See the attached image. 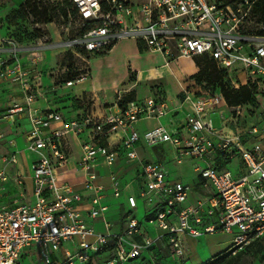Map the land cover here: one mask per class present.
I'll list each match as a JSON object with an SVG mask.
<instances>
[{
    "label": "built area",
    "instance_id": "2783aa9c",
    "mask_svg": "<svg viewBox=\"0 0 264 264\" xmlns=\"http://www.w3.org/2000/svg\"><path fill=\"white\" fill-rule=\"evenodd\" d=\"M69 2L77 12V35L46 48L81 50L75 54L89 63L130 39L161 54L167 66L208 56L220 70L243 73L247 86L259 79L258 86L264 90V35L244 31L252 7L249 0ZM69 17L73 19L70 13ZM42 48L0 40V79L20 90L3 118L15 123L16 116H26L31 127L27 150L40 156L31 166L35 200L28 203L24 175L17 172L11 177L8 171L18 163L20 153L0 155V190L11 183L19 189L11 205L0 203V264H24L27 257H38L39 264H90L108 248L112 251L107 264H126L145 252L155 254L157 260L156 250L162 248L184 261L185 235L224 232L233 237L229 251L234 254L264 238V127L230 130L223 122L221 129H215L210 114L219 106L228 108L223 93L200 96L182 82V105L191 108L185 136L162 123L171 111L163 97L155 95L121 107V91L107 114L90 113L68 121L61 111L37 106L45 93L44 78L49 77L34 58ZM78 73L64 87L91 77L89 66ZM233 87L238 89L240 84ZM260 107L264 111V103ZM147 120L157 125L142 133L139 124ZM259 134L260 138L251 140ZM165 143L176 147L179 163L192 156L206 164L196 168L204 195L195 203H189L193 187L172 179L160 163L145 160L139 153L140 147L146 150ZM237 158L241 166L232 173L226 166ZM121 159L135 170L131 184L123 183ZM107 179L109 185L102 183ZM129 186L153 207L146 218L161 231L157 238H151L131 215L138 209L132 193H127L124 225L114 230L109 217L113 207L107 198H120ZM96 223L105 230H97Z\"/></svg>",
    "mask_w": 264,
    "mask_h": 264
},
{
    "label": "rangeland",
    "instance_id": "374dc122",
    "mask_svg": "<svg viewBox=\"0 0 264 264\" xmlns=\"http://www.w3.org/2000/svg\"><path fill=\"white\" fill-rule=\"evenodd\" d=\"M18 1L19 0H9L8 3H4L3 7H6L9 11L7 13L8 15L2 19L3 25L1 29L3 31L4 39L14 38L13 40L23 47H43L41 50H39L41 51V54L37 53L34 58L39 61L38 68L45 69L47 75H49V77L54 81V88L51 87L49 90H47L50 92L48 96L52 98L51 100H57L58 98L55 96L58 95H60L61 98L69 97L70 95L68 94H73V90L77 86L75 85L74 88L64 87L65 83L68 81L66 79L68 76L67 74H76L79 69L86 68L88 63L84 62L75 54V52L78 53L81 52V50L66 49L62 46L59 48H46V46L53 45L57 42H65L66 40L77 35L76 25L74 23L75 18L73 17V19H70L69 15L66 16L62 11L63 8L66 10V8H70V6L68 4L63 6V0H33L32 4L35 1L38 5L48 8L52 11L51 14L54 17L52 24H37L38 21L34 16L30 17L29 22H21L18 20L9 21V16H11L13 11L18 10L20 6H11V2ZM237 2L239 3L240 1ZM35 30H39L40 32V35H38L40 37L39 39L31 38L33 33H35ZM244 30L260 32L264 30V24L259 23V16L254 15L251 11L246 18ZM175 62H178L175 64V67L183 68L185 70L183 72V76L185 78L182 80V83L190 88L191 91H196L200 96L202 93L206 92L212 95L218 92V73L216 67L207 58L201 57L193 60L180 59ZM65 68H67L68 71H64ZM196 69L197 71H195ZM194 71L195 73L193 75L188 76ZM228 80L232 86H235V83L240 84V87L247 86L245 85L246 76L243 73L235 72V70L228 73ZM166 81L167 83L171 84L173 82L175 83V79L172 76L167 78ZM4 82L5 83L0 82V122L3 121L1 119L3 116L2 114L7 112L10 104H12L8 100L10 98L9 96L14 94V96L18 98L19 96L17 95L20 93L18 85L11 83L8 80H5ZM254 82L255 84L252 83L249 84V86L251 88H254V86L257 87V93L255 94L257 102L259 103L254 106L247 104L240 110H236V107L231 106L229 103H227L228 108L219 106L210 114V120L215 129H221L223 127V122L224 124H228L230 130H235L236 127H239L243 131H246L255 125L261 128L264 127V111L260 107V103H264V90L262 91V88L258 86L259 79H255ZM147 86L149 87V90L153 91L152 93H149V96H144L145 94H148V90L146 87L141 85L139 90L141 91V95H143L142 99L144 97H153L154 88L156 87L159 88L161 92H164V86L162 83L147 84ZM80 87H83V85ZM74 103L77 105L78 102L75 101ZM86 108H90L89 103L87 104ZM237 112H240L238 117ZM163 120L165 122L164 125L168 127V124L166 123V117H163ZM262 134L264 135V132H262ZM262 134H259L256 138L251 140L254 141L258 137L260 138ZM27 140L26 130L6 124H4V126L0 129V153H9L10 150H12V147L16 144L15 147H13V150L14 152L20 153L19 156L23 158L25 167L29 170L32 161L38 160L40 156L27 150ZM146 150V152L141 154V157L150 162L160 163L172 179H181L180 181L191 187H193V180L197 175L195 173V168L206 167V164L202 160L192 156L183 157L181 163H179L178 151L174 145L169 143L160 144L156 147H147ZM240 163L241 160L237 158L231 164L226 166V169L230 170L232 173H236L241 166ZM70 167L72 168L73 165H70ZM103 174L108 175V169H104ZM102 183L109 185L110 182L107 179ZM131 193L137 198L138 201V209L134 210L131 215L135 216L136 219L142 223V229L146 230L151 238H157L161 234V231L156 229L154 225L150 224L146 218V216L151 213L153 207L146 203L144 199L139 197L137 190L133 189ZM128 195L129 194H127V191H125L120 198L112 199L109 204L112 205L113 208L124 204L126 212H128ZM232 238L233 237L231 235H228L224 232L203 234L198 240V242L201 244V254L207 252L206 249H208L209 254H211L210 258L219 253H225L231 247ZM164 251L165 253L168 252L165 249ZM191 251L194 256L190 258V260L185 259L184 261H179L174 258V256H169L167 258L163 257L161 259L155 260L152 256L155 254L151 255L150 253L145 252L141 258L126 264H197V261L195 262V244L191 246ZM263 255L264 239L255 244L253 247L243 251L240 257H237L238 255L230 251L223 257L208 264H261L264 261ZM110 257L111 253L108 251L97 254L95 255L93 262L90 264H107V260ZM23 262L24 264H39L38 257H27ZM76 264L84 263L77 262Z\"/></svg>",
    "mask_w": 264,
    "mask_h": 264
},
{
    "label": "crops",
    "instance_id": "0c3cea01",
    "mask_svg": "<svg viewBox=\"0 0 264 264\" xmlns=\"http://www.w3.org/2000/svg\"><path fill=\"white\" fill-rule=\"evenodd\" d=\"M8 1L9 0H0V40L4 39L3 31L1 29L3 25L2 19H4V17L8 15L7 13L9 12L8 9L3 6L4 3H8ZM24 1L25 0L11 2V6L21 5L22 3H24ZM177 63L173 62L169 66H167L161 54L149 52L143 43L130 39L122 40L118 42L108 54L90 59L88 66L91 77L88 80L75 84L77 87H75V89L73 90V94H68L70 95L69 97L61 98L60 95H58L55 96L56 98H58L57 100H51L52 98L48 96L50 92L47 90H49V88L51 87L54 88V81L49 77H45V93L42 97H39L37 106L42 110L52 109L55 111H61L63 112L65 119L68 121L78 119L90 113H93L97 116L104 115L108 113L106 111L107 108L115 106L119 92L123 91L122 96H125L126 94H129L131 92H135L137 94V100H143L147 97H144L142 99L143 95H141V91L139 90L141 85L146 87L148 90V94H145L144 96H149V93H152V91L149 90L147 84L162 83L164 86L163 100L171 111L167 116H165L166 123L171 129H180L181 134L185 136L186 118L191 113V108L188 105H182L183 96L181 94L179 82H182V80L185 78L183 76V72L185 70L183 68L175 67V64ZM40 69L45 70L43 68ZM195 71H197V69ZM195 71L190 73L188 76L193 75ZM131 74L135 77V82H129ZM171 76L175 79V83H167L166 79ZM4 81L5 80H0V82L5 83ZM82 85L83 87H80ZM74 86L70 88H74ZM19 95L20 93H18L17 96ZM9 97L10 98L8 100L11 103L17 100L14 94L10 95ZM75 101L78 102L77 105L74 103ZM88 103L90 104V108H86ZM113 112H116V109H113ZM5 114L6 112L2 115L4 116ZM3 116L1 118L3 121L0 122V129L4 126V124H6L26 130V136L28 139V134L31 130V127L25 115L16 116L15 123L5 120ZM161 121L163 124H165L163 119H161ZM156 125L157 121L155 120L143 121L139 124V130L143 133L155 127ZM15 145L13 147H15ZM13 147L9 153H0V155H8L14 153ZM146 151L147 150L143 149L142 147L139 148L140 155ZM33 162L34 161H32L31 166ZM119 165L123 183L131 184L135 176L134 168L129 167L128 164H126V161H124L123 159H121ZM31 166L28 170L25 167L23 158L19 156L18 163L15 165H11L8 168L11 177H14L17 172H21L24 175V188L27 192V198L25 202L28 203H33L35 200L33 195V182L31 179ZM128 168L131 169L129 170ZM195 173L197 175L193 180L194 191L191 193L189 198L190 204L195 203L201 198V196L204 195V192L201 189V179L196 172V168ZM126 190L127 193H131L132 187L129 186ZM18 193L19 189L12 183L9 184L6 190H0V203L11 205L14 199L18 197ZM110 193L111 191H109V194ZM112 199V197L107 198L108 201H111ZM125 215L126 208L124 204H121L116 208H112L109 217L113 221L112 223L114 224L115 231H118L123 227V220ZM96 229L101 232L105 230L104 226L101 223H96ZM201 236L193 237L190 235H185L183 237V242L187 254L186 260H190V258L194 256L191 251V246L195 244V262L197 261V264H207L224 252L214 256L212 255L213 257L211 258V254H209L208 249H206L207 252L201 254V244L200 242H198ZM230 248L227 251H229Z\"/></svg>",
    "mask_w": 264,
    "mask_h": 264
},
{
    "label": "trees",
    "instance_id": "16d2710c",
    "mask_svg": "<svg viewBox=\"0 0 264 264\" xmlns=\"http://www.w3.org/2000/svg\"><path fill=\"white\" fill-rule=\"evenodd\" d=\"M234 1H240V2H244V0H234ZM33 0H25L24 3H22L18 10H15L12 12L11 16H9L8 20L9 21H21V22H29L30 17L34 16L37 19V24H43V25H48V24H52L54 21V17L51 14V10H49L48 8H44L40 5H38L35 1L32 4ZM249 2L251 3V11L253 12L254 15H258L259 16V23L264 24V0H249ZM65 4H68L70 6V8H63L62 11L63 13L68 16L69 13L75 17L77 12L74 9L73 5L69 2V0H63L62 5L65 6ZM71 9V10H70ZM245 32H250V33H255V34H259V35H264V30L260 31V32H254V31H246ZM39 30H35V33H33V35L31 36V38H35V39H39L40 37L38 35L39 34ZM26 35H30V34H26ZM14 39V38H12ZM201 58V57H198ZM202 58H207L215 67L217 70V75H218V87L217 90L222 92L226 102L231 104V106L234 107H245L247 104H251V105H256L257 103V99H256V94L257 93V87L254 86V88H251L249 85L248 86H243V87H239L238 89H235L231 83L228 80V72H225L223 70L218 69L216 63L208 56H202ZM197 59V58H196ZM68 76L66 77V79L68 81H74L76 80V78L79 76V73L76 72V74H67ZM129 82H135V77L131 74L130 76V81ZM153 91V90H152ZM155 96H161L164 98V94L163 92L160 91L159 88H154V93ZM137 101V94L135 92H131L129 94H126L125 96L122 97V100L120 102V106L123 107L125 106L127 103L130 102H135ZM264 239V238H262ZM262 239L257 240L255 242H253L251 245H249L248 247L244 248L243 250L239 251L236 253V255H238L237 257H240L243 253V251H246L247 249L253 247L255 244L259 243ZM156 250V249H155ZM108 251H112V248H108ZM230 251H226L225 253L217 256V258H215L213 261L223 257L224 255H226L227 253H229ZM156 257L157 260L161 259L163 257L167 258L169 257V253H165L164 250L159 249L156 250ZM264 257V255H263ZM211 261V262H213ZM209 262V263H211ZM208 264V263H207Z\"/></svg>",
    "mask_w": 264,
    "mask_h": 264
}]
</instances>
